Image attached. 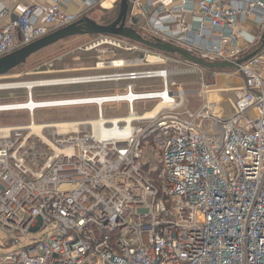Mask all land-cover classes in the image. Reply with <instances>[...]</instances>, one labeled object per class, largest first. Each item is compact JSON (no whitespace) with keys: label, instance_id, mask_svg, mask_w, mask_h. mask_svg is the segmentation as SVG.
Masks as SVG:
<instances>
[{"label":"built area","instance_id":"built-area-1","mask_svg":"<svg viewBox=\"0 0 264 264\" xmlns=\"http://www.w3.org/2000/svg\"><path fill=\"white\" fill-rule=\"evenodd\" d=\"M190 2L181 0L148 21L141 28L145 37L171 42L206 61L234 62L247 54L238 44L242 21L258 13L255 20L264 28V0L244 6L194 0L188 9ZM139 6L130 0L129 25ZM175 12H196L210 31H219L217 41L207 39L203 24L202 33L192 32L185 15L175 17ZM0 17L3 57L81 16L67 13L58 1L44 6L12 0L10 6L0 4ZM163 19L177 28L163 25ZM113 38L98 39L90 48L119 47L120 39ZM144 60L143 55L132 62ZM129 63L99 62L98 68L115 70L31 81L25 101L42 87L103 83L122 85V92L35 100L41 103L33 112L3 110H27L30 116L25 125L0 127L4 246L16 247L30 234L45 232L0 253V264H264V45L235 68L242 85L227 117L216 114L215 102L205 98V83L194 111L164 113L173 110L178 95L170 89L172 75L163 74L170 70H117ZM153 79L161 80V89L136 90L138 81ZM146 101L167 106L142 118L135 104ZM118 105L126 115L104 114L106 106ZM80 106H94L95 117L34 121L40 109ZM146 152L151 157L144 162Z\"/></svg>","mask_w":264,"mask_h":264},{"label":"rangeland","instance_id":"rangeland-1","mask_svg":"<svg viewBox=\"0 0 264 264\" xmlns=\"http://www.w3.org/2000/svg\"><path fill=\"white\" fill-rule=\"evenodd\" d=\"M118 1L110 9L101 10L96 9L88 16L100 24H106L115 19L118 13ZM134 28L138 29L142 35L145 36V31L140 29L136 24ZM147 36V35H146ZM115 36L109 35H87L77 36L66 39L57 46L50 48L41 55L32 58L27 63L17 67L6 75L0 76V83H14L22 81H34L42 79H57L77 77L82 75L97 74L100 72H108L111 70H98L96 64L99 62H107L111 60H131L128 67L124 70H160L168 69L174 70L171 73V80L175 84L181 86H171L173 91H187V90H201V84H216L217 81L222 80V69L208 70L200 66H193L178 55L164 54L140 44L119 38L120 46L112 44H102L97 47L90 48L98 39H114ZM116 38V37H115ZM149 38V36H147ZM146 56L147 60L150 57L155 58V63L150 61H143L141 63L132 62L134 60L142 59ZM160 59L162 61H160ZM102 84V85H101ZM101 84H85V85H66L55 87H42L33 90V100L57 99L65 97H78L86 94H105L113 92L111 85ZM176 85V84H175ZM114 87V85H113ZM99 89H108V91ZM136 90L161 89V80H143L138 81L135 86ZM90 90L92 92H80L82 90ZM79 90L80 93L77 92ZM124 91L122 88L120 92ZM27 90L25 88H11L0 90V103L10 104L9 102H22L26 100ZM228 103L232 100V94H226ZM200 102V97L195 94H181L176 96V105L173 110L164 111V113H182L187 114L188 111H194ZM156 101H146L135 104V114L139 115L150 110ZM86 107V106H80ZM77 108V109H76ZM78 107L40 109L35 111L34 121L37 123L49 122L55 120H72L85 117L82 109ZM107 108V107H106ZM124 106L117 108L115 106L112 110L106 111L105 115H126ZM30 116L27 110H14L0 112V127L25 125L29 122ZM142 125L141 123H137ZM151 155L146 152L143 161L150 159ZM154 169L157 167L155 163L151 164ZM51 226H48L46 231H49ZM45 232V231H44ZM30 234L28 237L21 239V243L14 247L4 246L7 241L8 234L0 228V253H7L18 247L29 244L33 239L40 238L43 233Z\"/></svg>","mask_w":264,"mask_h":264},{"label":"crops","instance_id":"crops-1","mask_svg":"<svg viewBox=\"0 0 264 264\" xmlns=\"http://www.w3.org/2000/svg\"><path fill=\"white\" fill-rule=\"evenodd\" d=\"M21 3L25 4H40L44 6H52L57 1L59 2L60 6L64 11L67 13L73 14V15H80L85 16L89 15L90 13L94 12L93 10L101 9L106 10L113 7L115 3H117V0H101L97 4H91V0H18ZM191 1L189 4H187L186 8L190 9L193 6L194 0ZM224 3L230 4V5H236V6H244L246 3L254 1V0H221ZM107 3V5H105ZM139 8H134V12L137 13L136 16V25L141 29L142 27L146 26V23L151 20H156L157 17L164 16L167 13L168 9H171L174 6H178L181 3V0H174L172 3H169L165 5V3H161V0H138ZM1 5L10 6L12 4V0H0ZM91 4V5H90ZM132 9V8H131ZM130 9V10H131ZM96 12V11H95ZM94 12V13H95ZM183 13L175 12V17H179ZM256 14H253L249 18H246L242 21L241 24V36L238 39V44L244 48V51L246 53H250L257 49L260 45V37L262 35V27L258 24V22L255 20ZM183 15H185L186 23L188 24V27L192 32L194 33H202V30L200 29L201 24H203L205 27V30L203 34L207 37L208 40L212 42H216L219 31H210L208 24L206 21H204L196 12H185ZM152 18V19H151ZM163 25L168 26L171 29H176L177 26L173 24L168 19H163ZM5 20L0 17V26L4 25ZM135 25V24H134ZM98 70H115V68H98L95 67ZM123 68H118L117 70H120ZM110 72V71H108ZM100 73H106V72H100ZM81 76V75H80ZM85 76V75H82ZM101 84V83H98ZM174 86H181L177 83ZM85 85V84H84ZM102 85V84H101ZM104 85H111V89H113V92H120L122 89V85H120L119 89H115L113 87V84H104ZM207 85V94L205 95V98L209 101L215 102V113L218 115H221L222 117H227L234 111V102H235V95L234 91L241 87L242 85V79L238 73L235 72V68H228V69H222V80L220 82L217 81L216 84H206ZM110 90V88H108ZM108 89H99L96 91L105 90L108 91ZM94 89H87L82 90L80 92L90 93ZM78 93L79 90H77ZM179 95L181 94H195L200 97V102L202 100V93L201 90H185V91H176ZM105 93V94H109ZM231 93L232 94V100L230 103H228V99L226 94ZM104 94H95L94 96H100ZM84 96H90V94H86ZM79 97V96H78ZM66 98V97H65ZM121 105H118L120 107ZM123 106V105H122ZM107 107V108H106ZM104 108V114L108 110H112L111 106H106ZM79 108V107H78ZM77 109V108H76ZM79 109H82L85 117L78 118V119H72V120H83V119H89L95 117V107L94 106H86L81 107ZM106 116H121V115H106ZM60 121H68V120H55V121H49V122H60Z\"/></svg>","mask_w":264,"mask_h":264},{"label":"water","instance_id":"water-1","mask_svg":"<svg viewBox=\"0 0 264 264\" xmlns=\"http://www.w3.org/2000/svg\"><path fill=\"white\" fill-rule=\"evenodd\" d=\"M130 8V0L118 1V13L111 22L100 24L85 15L80 17L77 21L55 30L40 39H37L28 45H25L3 57H0V76L6 75L17 67L27 63L32 58L41 55L46 50L53 48L66 39L77 36L87 35H109L126 39L128 41L140 44L151 50L166 53L171 55H178L193 66H200L208 70L238 68L239 64L246 61L248 58L256 54L264 45V28L260 37V45L254 51L247 53L240 59L234 62H210L206 61L187 49L175 45L171 42L160 41L158 39L152 40L139 33L133 25L136 20L132 19V24L127 23L128 11Z\"/></svg>","mask_w":264,"mask_h":264},{"label":"bare ground","instance_id":"bare-ground-1","mask_svg":"<svg viewBox=\"0 0 264 264\" xmlns=\"http://www.w3.org/2000/svg\"><path fill=\"white\" fill-rule=\"evenodd\" d=\"M105 5H107V3H105ZM148 61L155 63V61H157L155 58L150 57V59H148ZM174 70H170V71H165V73H163L164 75L169 76V74L173 73ZM51 79L45 80L42 79V81H44V83L50 81ZM39 84L42 85L41 81L39 82ZM33 83L31 81H22V82H14V83H0V90H4V89H11V88H17V87H24V88H28L30 89L32 87ZM10 104H6V103H0V111L3 110H12V109H27L30 111H34V108L37 107L41 102L39 101H35L33 99H31L30 101H22V102H9ZM167 104L166 102H158L157 104H155L151 110L146 111L143 115H138V116H142V118H150L153 117L154 115L160 113V111H162L163 107H166ZM133 117H135L133 115ZM127 121H130V117H126L125 118ZM35 131L38 128H33ZM5 130V129H3Z\"/></svg>","mask_w":264,"mask_h":264},{"label":"trees","instance_id":"trees-1","mask_svg":"<svg viewBox=\"0 0 264 264\" xmlns=\"http://www.w3.org/2000/svg\"><path fill=\"white\" fill-rule=\"evenodd\" d=\"M136 29V28H135ZM137 31H139L138 29H136ZM140 33V32H139ZM150 39H152V40H155V39H153V38H150Z\"/></svg>","mask_w":264,"mask_h":264}]
</instances>
